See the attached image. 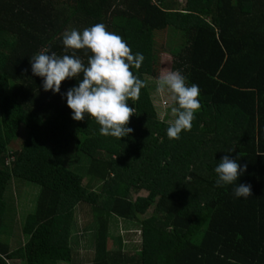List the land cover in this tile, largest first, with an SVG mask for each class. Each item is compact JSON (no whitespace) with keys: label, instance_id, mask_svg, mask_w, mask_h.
<instances>
[{"label":"trees","instance_id":"obj_1","mask_svg":"<svg viewBox=\"0 0 264 264\" xmlns=\"http://www.w3.org/2000/svg\"><path fill=\"white\" fill-rule=\"evenodd\" d=\"M195 1L203 7L196 12ZM184 3L0 0V258L7 264H264V0ZM97 23L143 54L141 67L131 69L143 81L156 73L155 36L181 34L169 52L171 71L199 87L191 131L168 138L147 86L128 100L133 131L121 139L100 135L87 114L72 119L66 92L82 74L66 78L58 94L43 90L30 58L45 48L71 54L63 33ZM76 55L86 65L91 53ZM21 126L27 136L18 143ZM225 155L239 156L247 171L217 187L215 168ZM14 180L41 190L24 220L26 244L18 238L17 247L1 241ZM238 184L251 185L252 195L234 196ZM143 190L147 197L133 199ZM153 206L161 214L140 222L136 256L107 251L111 219L133 221ZM78 238L92 257L74 252Z\"/></svg>","mask_w":264,"mask_h":264},{"label":"clouds","instance_id":"obj_2","mask_svg":"<svg viewBox=\"0 0 264 264\" xmlns=\"http://www.w3.org/2000/svg\"><path fill=\"white\" fill-rule=\"evenodd\" d=\"M62 43L71 54H49L47 48L30 58L32 74L43 78V90L60 93L66 78L79 79L78 87L66 92L67 106L72 110V119L82 121L87 114L100 125V135L121 139L132 133L127 127L136 109L129 107L128 100H138L146 82L134 75L132 68L139 69L144 61L142 53L132 54L123 38L97 23L82 32L72 29L63 33ZM87 49V64L76 55V50ZM180 71L165 70L155 81L158 94L167 93L175 106L171 108L174 119L169 121L167 136L179 139L182 131H191L195 113L200 109L199 87L188 86ZM231 153V152H229ZM236 159L223 156L217 164V187L231 185L247 171ZM237 198L252 195L251 185L238 184L233 192Z\"/></svg>","mask_w":264,"mask_h":264},{"label":"rangeland","instance_id":"obj_3","mask_svg":"<svg viewBox=\"0 0 264 264\" xmlns=\"http://www.w3.org/2000/svg\"><path fill=\"white\" fill-rule=\"evenodd\" d=\"M157 2L158 0H152ZM179 6L186 8L184 0H177ZM203 6V5H202ZM203 7L195 1L190 10L196 12ZM74 26H72L73 28ZM181 34L173 33L171 30L166 32L158 33L155 36L154 51L159 52L158 57L155 60V76L145 75L144 79L147 84L150 97L153 101L154 107L157 111L158 118L161 121L169 124V121L174 119L171 115V108L174 106V102L171 100L170 96L165 94H158L156 92V79L165 71H171V67L176 61L173 55L169 52L171 48H176L180 43ZM20 139L18 143L27 136V128L21 126L18 130ZM99 158H102V153L98 154ZM69 163L75 160L72 157H68ZM90 184L89 179L84 181V185ZM95 191L100 193L102 189V184L96 185ZM40 188L36 185H26L21 181L14 180L12 184L11 198L8 201L9 210L6 215L5 225L7 229L4 230L3 238H1L3 243L10 244L12 247H17L18 238L21 241V245L26 244V239L22 235V228L24 224L25 217L29 214L34 213L36 208V202L40 195ZM148 191L143 190L139 193H134L133 199L138 197H147ZM160 215V211L156 209L155 206L151 207L147 213L140 214L133 221H122L119 219H111L110 226L108 227V238H107V251L109 252H120L125 257L136 256L137 252L142 248V231L140 222L144 219L151 217L153 214ZM79 239V238H78ZM74 252L81 256L82 258L92 257V250L87 246L86 242L78 240V246L74 247ZM0 264H7L6 261L0 258Z\"/></svg>","mask_w":264,"mask_h":264}]
</instances>
